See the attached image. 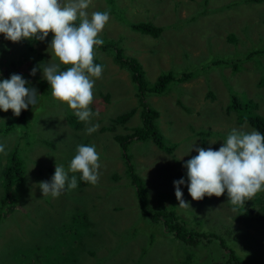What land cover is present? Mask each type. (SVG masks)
Returning <instances> with one entry per match:
<instances>
[{
    "label": "rangeland",
    "instance_id": "obj_1",
    "mask_svg": "<svg viewBox=\"0 0 264 264\" xmlns=\"http://www.w3.org/2000/svg\"><path fill=\"white\" fill-rule=\"evenodd\" d=\"M87 11L89 16L109 12L97 38L135 60L148 88L163 73L189 76L169 82L162 92H145L141 105L131 72L114 62L112 49L95 46L94 64L103 72L93 78L89 108L99 115L86 123L67 104L54 101L50 88L39 91L45 81L41 70L55 61L46 51L52 33L43 42L18 43L0 35V79L20 74L38 94L36 104L18 117L0 111V127L13 124L0 134L7 153H0V197L9 153L22 168L21 180L0 205V264H30L48 252L51 258L54 248L70 256L59 264H221L226 248L242 264H264V210L259 208L264 191L251 199L250 214L247 203L233 206L226 192L194 201L183 167L197 155L196 148L218 150L233 129L253 131L240 117L264 114V52L256 51L264 47V0H92ZM128 22H149L161 32L156 37L136 32ZM232 96L242 104L226 111ZM145 108L156 113L153 124L163 143L173 146L167 153L149 137L126 143L132 170L146 189V209L172 210L189 231L214 235L209 242H181L165 230L163 219L141 215L114 136L138 128ZM92 125L98 128L88 134ZM79 145L95 146L99 153L98 183L69 172L77 177L76 189L66 186L59 197L43 196L38 184L51 181L55 165L67 172ZM181 178L189 208L180 207L175 197L173 182Z\"/></svg>",
    "mask_w": 264,
    "mask_h": 264
},
{
    "label": "clouds",
    "instance_id": "obj_2",
    "mask_svg": "<svg viewBox=\"0 0 264 264\" xmlns=\"http://www.w3.org/2000/svg\"><path fill=\"white\" fill-rule=\"evenodd\" d=\"M92 0H0V34L13 43L22 40L43 42L52 33L46 51L55 61L38 68L47 81L54 101L67 104L79 121L90 122L93 113L95 80L100 78L103 66L94 64V48L103 45L97 38L110 19L108 11L87 9ZM79 20V24L76 22ZM58 61V62H57ZM63 66H68L62 70ZM37 67L30 75L35 76ZM29 81L20 74L0 79V111L11 110L19 116L22 110L37 102L35 87L26 86ZM98 125L87 128L95 132ZM0 143V153L7 155ZM197 155L183 165L187 169V190L194 201L205 196L220 197L225 192L233 206H244L257 193L264 191V135L253 130L245 133L233 129L218 150L196 148ZM99 153L95 146L79 145L66 172L63 165L56 166L51 181L40 182L43 196L59 197L66 186L69 191L78 187L80 180L95 185L99 180ZM183 178L173 182L175 197L182 208L189 204L182 199Z\"/></svg>",
    "mask_w": 264,
    "mask_h": 264
},
{
    "label": "trees",
    "instance_id": "obj_3",
    "mask_svg": "<svg viewBox=\"0 0 264 264\" xmlns=\"http://www.w3.org/2000/svg\"><path fill=\"white\" fill-rule=\"evenodd\" d=\"M248 1H257V0H248ZM78 24V22H76ZM127 26L136 32H140L143 34H148L150 36L156 37L161 32V29L158 27H154L149 22H128ZM2 35V34H0ZM229 39H231L229 37ZM115 44V43H114ZM113 43H103L100 48H102V51H108V49H112L113 54V60L116 64L121 65L125 68H127L131 72V81L135 85L136 88V94L139 99V102L141 105H144V95L145 92L153 91V92H162L165 89V86L173 81L178 79L179 81H185L186 78H188V73H182L178 76L173 75L170 72L160 74L157 76L154 84L148 88L147 84L143 78V74L140 70L139 65L135 60H133L130 57H123L121 50L114 45ZM256 51L264 52V47L260 48ZM68 66H63L62 70H66ZM49 85L47 81L45 80L42 85L40 86V92L44 93L49 89ZM242 103L238 102L234 99V97H231V103L226 106L225 110L229 111L231 108H236L240 106ZM23 112V110H22ZM21 112V114H22ZM125 115H121L119 119H124ZM156 117V113L150 109L145 108L144 112L141 113V125L134 129L131 133L127 134L126 136H119L116 135L115 140L119 143L122 151H123V158L125 162V167L127 171V177L130 180L131 186L134 187L135 195L138 200V207L141 212L142 216L149 217L151 221L159 220L163 221V223L166 225L165 230H169L172 232V234L175 236V238L181 242H190L194 244V242H197L199 240H206L207 242L211 241L214 237L212 234L204 233V232H193L189 231L185 228V226L180 222V220L176 217L175 213L173 211H169L166 209H157L153 212H150L146 209V203L148 200V196L146 194V189L143 187L137 176L132 170V167L129 163L128 157L125 153V146L128 140L130 139H145L149 137L153 143L161 150L165 152H170L173 149V146H168L163 143L161 135L156 130L153 119ZM118 119V120H119ZM240 121L247 122L250 127L253 128V130H256L260 132L262 135H264V114L262 115H249L246 117H240ZM13 129V124L7 125L6 127H0V134H6L7 132L11 131ZM9 162L8 164L2 169L1 175H2V196L0 197V205H5L9 199V188L12 186L14 182H18L21 180L22 176V168L20 166V162L16 160L10 153H9ZM11 159H14L13 162L10 164ZM248 207L247 210L250 214L251 211L254 210L253 205L255 202L253 200L246 201ZM249 203V204H248ZM260 209L264 210V201L260 203L259 206ZM220 247H223V244L219 242ZM56 246V244L52 245V249L48 251H52L53 248ZM228 253L227 259L222 262L221 264H242L239 259L232 255L231 250L225 249ZM54 256L50 258V252L47 253L46 259L43 260V256L40 258L36 256L35 259L29 260L30 264H39L40 261H45L44 264H59L65 263L69 258V254L63 253L62 251H56L54 248ZM230 253V255H229ZM60 259V260H59ZM63 259V260H61ZM27 262V260L25 261ZM15 263V261L13 262ZM3 264H6L5 262ZM19 264H25L24 262Z\"/></svg>",
    "mask_w": 264,
    "mask_h": 264
}]
</instances>
